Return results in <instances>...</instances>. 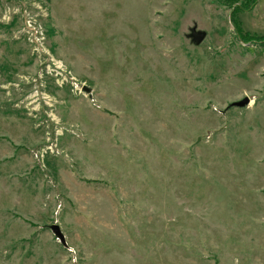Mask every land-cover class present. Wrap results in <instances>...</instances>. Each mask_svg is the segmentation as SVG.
Wrapping results in <instances>:
<instances>
[{"label":"rangeland","instance_id":"374dc122","mask_svg":"<svg viewBox=\"0 0 264 264\" xmlns=\"http://www.w3.org/2000/svg\"><path fill=\"white\" fill-rule=\"evenodd\" d=\"M0 264H264V0H0Z\"/></svg>","mask_w":264,"mask_h":264},{"label":"water","instance_id":"95a60500","mask_svg":"<svg viewBox=\"0 0 264 264\" xmlns=\"http://www.w3.org/2000/svg\"><path fill=\"white\" fill-rule=\"evenodd\" d=\"M192 35H193L196 43H201L203 41L204 37H205L204 34L196 32V31H193ZM84 89L86 91L90 92L89 87L85 86ZM248 103H249V99L248 98H244L241 101L234 102L233 105L234 106H238V107H243V106L247 105ZM51 229L53 231V234H55L65 244V237L63 235V232L61 231L60 226L57 225V224H53L51 226Z\"/></svg>","mask_w":264,"mask_h":264}]
</instances>
